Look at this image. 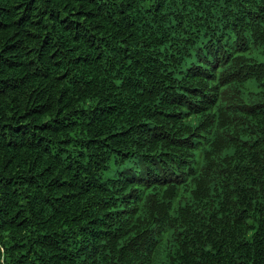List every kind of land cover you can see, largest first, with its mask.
I'll return each mask as SVG.
<instances>
[{"label":"trees","instance_id":"1","mask_svg":"<svg viewBox=\"0 0 264 264\" xmlns=\"http://www.w3.org/2000/svg\"><path fill=\"white\" fill-rule=\"evenodd\" d=\"M0 264H264V0H0Z\"/></svg>","mask_w":264,"mask_h":264}]
</instances>
